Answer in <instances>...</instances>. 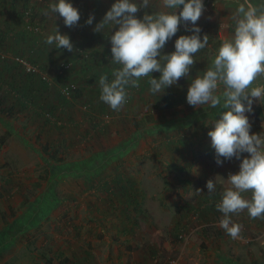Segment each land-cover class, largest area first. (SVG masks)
<instances>
[{"label": "rangeland", "instance_id": "rangeland-1", "mask_svg": "<svg viewBox=\"0 0 264 264\" xmlns=\"http://www.w3.org/2000/svg\"><path fill=\"white\" fill-rule=\"evenodd\" d=\"M6 1L5 4L8 2ZM29 1L30 5L34 4L42 8L39 20L44 19L46 23L42 33L38 35L46 36L53 33L57 23L62 34L70 35L77 31L80 36L85 37L88 51L91 50L89 47L91 36L100 34L93 31L95 27L88 29L82 18L77 27H66L62 18H58L55 23L54 17H46L42 14L47 9L44 6L48 7L52 0ZM79 1H89L91 4L94 1V5L99 8L105 6L107 10L114 3L112 0ZM219 1L204 0L203 13H206V22L208 27L210 26L208 33L213 34L215 30L218 31V35L213 40V54L220 46L221 32L226 34L225 30L228 27H225V24L231 22L233 13L232 9L219 6ZM88 10L89 15H93V12ZM110 35L111 33L108 36ZM103 43V41L98 42L97 49H100ZM43 44L45 50L42 53L46 52L50 56L54 53L56 62L48 73L46 72L52 90L44 93L39 100L45 104L46 110L48 107L55 109L56 116H60L63 109L67 110V114L61 115L64 117L62 120L57 119V125L44 123L43 117L39 120L33 118L34 112L27 116L23 115L20 120L11 123L0 117V137H7L5 146L0 150V264H46L44 255L47 259H53L54 264H58L59 260L54 259L57 250H63L71 259L75 256L82 259L81 257L86 256L83 251L86 249L92 257L98 256L96 258L104 256L116 258L119 253L127 252L129 261L146 253L148 247L137 243L136 238L129 239V242L128 239L121 240L123 234L121 230H117L123 227L121 221L125 219L122 214L124 210L129 211L127 219H136L140 222L139 201L135 203V193L133 192L126 202L123 198V202L120 200L121 194L113 197L95 191L101 187L103 181L112 183L119 172L123 174L124 181L130 184L128 186L132 189H134V179L136 181L141 179V185L144 184L151 192V197L141 198L142 203H140L142 206L145 205L148 211H161L159 202L162 206L167 204L178 211L182 208V203L190 206L184 214L182 213L186 221L185 226L189 229L179 232L182 235L179 240L174 236L171 237V246H165V240L170 237V232H165L160 225L154 224L159 227L157 228L159 235L156 233L148 242L157 244L155 249L160 260L153 264H169L172 260H178L181 264H264V232L252 231L248 228L253 223L247 225L243 218L245 214L241 212L232 217L235 223L242 226L240 237L232 239L219 226L222 218V213L216 208L219 200L206 203L202 198L203 194L209 193L205 187L206 183L204 185L198 180V171L203 169L202 166H198V155L201 147L211 144L208 136L211 125L208 124L211 123L212 118H207L209 113L203 108L187 112L182 104L175 107L174 111L177 115L174 118L158 119L157 114L161 109L155 110L156 96L149 93V87L145 89L143 95H137L133 102L127 103L120 112L111 110L96 93H87L82 99L72 100L70 105L66 104L61 99L63 84L74 82L75 87L86 85L91 69H82L80 63L78 65L71 63L70 68L61 73L60 65L69 61L70 57L63 56L61 52H54L55 49ZM31 47L29 40L18 45V49L25 53L29 52ZM212 57L213 55L209 59L211 60ZM18 72L21 74L20 70ZM18 72L11 67L9 74L16 76ZM179 82L189 85L191 81L180 79ZM164 95L159 101L164 100ZM65 97L70 99V94ZM89 102H93L97 111L86 107V103ZM163 104L162 101L161 106ZM101 106L110 115L108 120L107 117L105 118L109 130L104 135H97L92 130V124L96 120L91 121V119L99 114ZM84 113L89 115L84 117ZM150 115L154 118L151 122L147 120ZM104 116H101L102 118L98 116L97 119L103 120ZM69 118L80 126L76 127V123L67 124L65 120ZM134 118L141 121L143 129L135 131L132 128ZM87 130L90 135L84 140L82 136ZM7 133L10 135L7 136ZM50 133L55 134L54 138L60 133L66 138L62 141L63 144L72 142L74 146L65 155L57 153L56 157H53L55 151L50 148L48 141ZM166 133H171L170 138L173 140L183 136L187 140L181 150L182 156L176 160H172V155L166 151ZM178 161L183 163L181 166L191 168V172L187 171L183 175L191 189V193L184 197L174 196L170 189L174 185L172 183L174 178L177 181V174L171 173L169 167L171 162ZM114 167H118L119 170L113 171ZM207 171L211 174V180L221 178L222 173L228 178L229 171L222 169L216 163L209 165ZM180 182L179 180L175 183L177 187ZM90 184H93L94 190H86ZM218 186L224 190L221 183ZM150 189L156 190L158 194L162 190L165 196L162 198L160 195L154 196ZM201 189L203 192L197 191ZM216 193L217 188L211 195L214 196ZM62 197L64 199H61ZM215 197L217 198V195ZM37 201L44 203L46 208H41ZM97 209L99 212L96 211ZM146 216H149V213L146 212ZM158 217L162 221L161 226L170 221V215H158ZM177 218L180 219L181 216L178 215ZM14 236L16 239L14 247L6 249L7 244L13 242ZM149 236L148 233L147 237L150 239ZM219 242L222 246L216 249V243ZM234 247L236 249L233 251ZM230 254L237 255L238 259H232Z\"/></svg>", "mask_w": 264, "mask_h": 264}, {"label": "clouds", "instance_id": "clouds-1", "mask_svg": "<svg viewBox=\"0 0 264 264\" xmlns=\"http://www.w3.org/2000/svg\"><path fill=\"white\" fill-rule=\"evenodd\" d=\"M231 14L233 32L222 38L210 63L193 78L191 70L199 61L197 54L208 48L209 36L201 35L198 21L203 15L204 0H114L94 32L110 35V64L117 65L112 79L107 74L99 77L100 97L111 110L120 112L128 103L129 89L139 88L147 78L148 91L159 98L166 90L178 85L182 77L191 82L186 103L194 109L216 110L208 136L215 151L216 164L235 158L239 171L229 173L227 186L216 208L222 213L219 226L232 238L240 237L242 226L233 215L247 211L250 218L264 219V131L252 132L250 115L254 105L264 106V0H236ZM153 9L149 12L147 9ZM144 9L143 16H138ZM62 18L66 27L79 24L80 10L71 0H52L42 12ZM95 16L90 15L87 25ZM183 24L190 35L175 39L174 51H164L167 43L176 37ZM113 29L115 31L113 32ZM43 42L51 49L74 51L70 36L62 34L57 26ZM153 73H159L154 77ZM218 117V118H217ZM264 128V125H262ZM247 154V155H245ZM216 178L208 180L207 193L216 191ZM203 192V190H197ZM250 193V198L247 194Z\"/></svg>", "mask_w": 264, "mask_h": 264}, {"label": "trees", "instance_id": "trees-1", "mask_svg": "<svg viewBox=\"0 0 264 264\" xmlns=\"http://www.w3.org/2000/svg\"><path fill=\"white\" fill-rule=\"evenodd\" d=\"M8 1V2H7ZM5 4V0L0 2V117L7 122H13L18 121L22 118L23 115L27 116L29 113L34 112L33 118L38 119L44 118V123L51 124V125H57V119L62 120L61 115L67 114V110L63 109L61 110V115L56 116L54 114L55 109L51 108H45V104L41 103L39 99H42V95L49 90H52V86H50V83L47 81H44L41 76L37 73H27L19 64L14 60V58H21L25 59L29 63L32 64V66L38 68L40 71L46 74L48 73V70L51 69V66L56 62V58L54 57V53L50 55H47L46 52L42 53V51L45 50L44 46V37L45 35H38L36 32L29 31L26 23V16L29 14L30 17V23L33 26H39L43 28L46 26V23L44 22V19L39 20L40 18V11H42L41 7H38L36 5H30L29 0H7ZM114 2V0H112ZM73 6L77 7L79 10L83 9L84 11L80 10L82 21L85 23L88 17L90 16L88 13V9H90L91 12H93L95 16V21L92 25H87L88 29L94 28L96 24H98L104 17L105 13L108 11L105 6H99L94 5V1L89 3V1H79L74 0ZM50 4V3H49ZM91 4V5H89ZM45 8H48L47 6H44ZM144 9L141 10V12L137 13L138 16H143ZM147 11L151 12L153 9L149 8ZM205 18V20H203ZM207 16L206 13H203L200 20L198 21V25L202 28L201 35L207 34L209 36V47L205 50H202L200 53L197 54V57L199 61H197L191 70V75L194 78L198 71H204L203 68L204 64L208 62V58L213 55V40L218 35V31L215 30L213 34H209L208 30L210 29V26L208 27V24L206 22ZM39 20V22H38ZM211 22H209L210 24ZM77 27V26H75ZM191 33L186 32L184 30L183 24L180 26V30L176 34V37H174L172 40H170L164 51L166 53L173 52L174 49V42L175 39L178 38L180 35H190ZM71 41L74 45V51L68 52L65 50H57L55 49L54 52H61L63 56H69L70 59L67 62H64L66 65H78L80 63L82 69L89 70L91 69V73L89 74V78L86 79V85L84 86H76L74 90L70 92V99L65 97L62 94L61 99L65 101L66 104H71L72 100H79L85 97L87 93H96L100 95V88H99V77L103 74H107L109 76V79H112V71L114 68L118 67L117 65L110 64L111 59V44H110V37L105 35V33L100 32V34H95L91 36L90 39V48L91 52L88 51V42L87 39L83 36H80L78 32H74L70 35ZM30 41L32 47L30 48L29 52H21L18 49V45L20 43L25 41ZM103 41L104 43L101 44L102 46L100 49H97L98 42ZM49 58V59H48ZM11 67L13 70L18 72V70L21 71V74L18 72V74L15 76H11L9 74ZM159 73H153L154 77H159ZM61 77V76H60ZM63 78V77H61ZM181 79L187 80V77H182ZM97 81V82H96ZM68 84H74V82H65L63 84V87ZM93 85V86H91ZM189 85H186L184 82H179L178 85H173L169 87L166 90V93L164 95V100H160L161 98L155 97L156 99V109L157 111H161L157 114L158 119L161 120H170L171 118H174L177 115V112L174 111L175 107L179 105H184V110L187 112L194 111L192 106H189L186 103V94L187 89ZM149 85L147 83V78L142 80L139 88L129 89V99L128 103L133 102V100L136 98V96L143 95L146 88H148ZM137 89H140L137 91ZM164 102L163 106H161V102ZM62 107V106H61ZM86 107L89 110L97 111L95 108V105L93 102L86 103ZM165 109V110H162ZM47 111V112H46ZM64 111V112H63ZM98 115L96 117L92 118L91 121L96 120L94 124H92V130H94L95 134L97 135H104L109 130V125L106 124L105 118L110 117L109 114L105 111L104 107H100V110L98 111ZM89 114L84 113V117H87ZM105 115V116H104ZM98 116H104L102 119H97ZM57 117V118H56ZM102 118V117H101ZM154 118H151V115L147 120L150 122L153 121ZM67 124H75L74 120L72 118H69L65 120ZM63 125V124H62ZM132 128L136 130L143 129L142 123L137 118H134L132 120ZM76 123V127H79ZM60 128H64V126H58ZM44 133V132H42ZM10 134L7 133V136ZM58 135V134H57ZM90 135L89 130H87L84 134L83 139L86 140L87 136ZM50 142V148L52 147L54 149V153L52 154L53 157H56L57 153H61L62 155H65L66 152L74 146V143L70 142V144H63L62 141H64L66 138L59 133V136L57 138L55 134H49L48 135ZM55 139V140H52ZM167 142H165L166 151L172 155V160H176L179 156H182L181 148L180 146L186 145L187 140L185 138H180L177 140H173L172 138L168 137L166 138ZM7 142V137L2 136L0 137V150L5 146ZM183 163L181 161L178 162H171V167H169V171L171 173L177 174L176 178L177 181L180 182V187L176 186V179L174 178V185L171 186V189L175 195L184 197L185 195L189 194L188 189L185 187L186 185V179L183 176L184 174L188 172H191L190 166H181ZM113 171H118V167L112 168ZM104 183L101 185V187H98L95 191L97 193H105L106 195L117 197L121 194V201L124 198L125 202L128 200V197L135 193V190L129 187L126 181H124L123 174L119 172L116 174L115 178L113 179L112 183L103 181ZM130 183V181H129ZM18 188L20 189V185H18ZM93 184H90L86 188V190H94ZM132 191V192H131ZM217 195V198L215 197ZM214 196L211 194H203L202 198L203 200L208 203L210 201L216 202V200H219L220 202L221 198L219 196V193L217 192ZM71 197V196H69ZM134 197H136L134 195ZM61 199H64L63 197ZM137 199V198H134ZM40 201V200H39ZM38 202V205L41 206V208H46V205L44 206V203ZM124 202V201H123ZM135 203H138L137 200ZM190 207V206H189ZM214 208V207H213ZM129 212L128 210H124V217L127 219L126 213ZM180 213V212H179ZM182 214V213H181ZM254 220V219H253ZM261 222L259 225H262L264 228V219H260ZM257 222V221H254ZM182 231L181 223L178 221L176 227H175V238L177 240L180 239L179 232ZM2 238H6L2 236ZM13 242L7 244V248L14 247L15 245V236L12 238ZM19 243V242H17ZM174 243V241H173ZM45 257L46 264H54V260L49 258L47 259ZM56 260H59L58 264H76L73 259L68 257L63 250H57L55 253Z\"/></svg>", "mask_w": 264, "mask_h": 264}, {"label": "crops", "instance_id": "crops-1", "mask_svg": "<svg viewBox=\"0 0 264 264\" xmlns=\"http://www.w3.org/2000/svg\"><path fill=\"white\" fill-rule=\"evenodd\" d=\"M220 4L219 6H221L222 8L227 7L228 9H232L233 12L235 11V8L237 6L236 0H220L219 1ZM242 2V0H241ZM253 3H258V0H252ZM225 27H228V29L225 30L226 34H223L221 32V38H228L231 36L232 32H233V25H232V21L229 22V24H225ZM223 26V25H222ZM232 29V30H231ZM224 31V30H222ZM229 33V34H228ZM214 56V54H213ZM209 58H208V62L204 64L203 68L206 69L207 68V64H209ZM259 83H264V79L263 77L260 79ZM255 108V112L254 115H250V120L252 123V132L255 133H260L261 131H264V128H262V125H264V106H260L259 104L254 105ZM216 110H209V115H208V119L209 118H213V114L215 113ZM205 119H202V121H204ZM171 133H166L165 134V138L170 137ZM181 138H185V136L181 137ZM180 139V138H179ZM185 147V145L180 146L181 150ZM159 150V148L157 149ZM200 153L198 155V166H202L203 169L201 171H198V180L199 183H203L205 185V183H207L208 180H211V174H208L207 168L209 165L216 163V158H215V151L214 149L211 147V144L207 145V146H203L200 148ZM169 155V154H168ZM247 155V154H245ZM239 163L240 161H237L235 158H233L231 161H225L223 166H221V168H225V170L230 171L233 169H237L239 170ZM217 165V164H216ZM227 171V172H228ZM227 179V177L224 176V174H221V178H218L216 180L217 182V192L219 193V196L221 198V194L223 192L222 188L219 185V183H221L222 187H226L227 186V181L225 180ZM141 179L137 180L134 179V190H135V196H136V200L137 202L139 201V221L135 220H131L130 219H122L121 223H123V227L120 229H117L118 231L121 230V233L123 235H121V240L123 239H129L131 238H136L137 239V243L145 245L146 247H148V251L140 256H138V258H134L132 261H129V256L126 255L127 252H121L119 253L116 258L112 257V256H104V257H100V258H96L98 256H91L90 252L88 249L83 250L85 251L86 256L81 257L82 259L78 258V256L72 257L73 260L75 261L76 264H153V263H157L160 258H158V254H157V249H155L157 247V244H151L148 241L151 240L156 233L158 234V226L154 225L155 223H157L158 225H160V228L162 227V229L165 230V232H170V237L168 239L165 240V246L169 247L171 246V237L175 236V227L178 223V221H180L181 223V227H182V231L189 229V227H186L185 223V218H183V215L181 213L184 214V212L189 209V205L186 203H182V208H180V210L178 211L177 209L174 210V208H170L167 204H164V206H162L159 202V209L161 211H148L146 210V206H142L141 202V198H147L148 196L151 197V192L148 191V189L144 186V184L141 185L140 183ZM172 183H174L172 181ZM137 184V185H136ZM185 187L188 189L189 193H191V189L189 188L187 182ZM171 189V188H170ZM151 191H153L154 196L159 197L160 198L164 197L165 195H163L162 190H160V194H158V192L156 190L150 189ZM202 190V189H201ZM167 192V190H164ZM132 192V191H131ZM171 193L175 196V194L173 193L172 189H171ZM201 193V192H200ZM178 196V195H176ZM180 197V196H178ZM182 197V196H181ZM247 197L250 198V193L247 194ZM165 203H167L165 201ZM143 207V209L141 208ZM153 208V207H152ZM154 210V209H153ZM174 210V211H173ZM194 210H196L194 208ZM97 212H99V210H96ZM146 212L149 213V216H146ZM180 212V213H179ZM123 214V213H122ZM175 219H174V216ZM245 216L244 218V222L246 221V224L249 225V223H253L251 225L250 228L252 231L255 230H261L260 232H264V228L262 225H259V223L261 222V218H256V219H252L248 216L247 211H244ZM158 215H170V221H167L166 224L164 226L162 225V221L161 219L158 217ZM180 215L181 218L178 219L177 216ZM126 216H128V212L126 213ZM143 216V217H142ZM150 220V221H147ZM257 221V222H254ZM133 222V223H132ZM142 222H148V223H142ZM153 222V224H152ZM259 222V223H258ZM100 226V224L98 225ZM149 233V237H151L150 239L147 237ZM221 235H223V233H221ZM131 236V237H129ZM181 234H180V239H181ZM117 237H119V235H117ZM156 239V237L154 238ZM206 239V238H205ZM155 241V240H154ZM174 245L176 243H173ZM222 245L219 243H216V249H218L219 247H221ZM236 248H233V251ZM219 254V253H218ZM96 255V254H95ZM231 258L236 260L238 259L237 255H232L230 254Z\"/></svg>", "mask_w": 264, "mask_h": 264}, {"label": "built area", "instance_id": "built-area-1", "mask_svg": "<svg viewBox=\"0 0 264 264\" xmlns=\"http://www.w3.org/2000/svg\"><path fill=\"white\" fill-rule=\"evenodd\" d=\"M26 23H27V29L29 30V31H32V32H36L37 34H40V33H42V28L41 27H39V26H33L31 23H30V17H29V14H27V16H26ZM14 60L16 61V62H18L19 64H21V66L23 67V69L25 70V72H27V73H37V74H39L40 76H41V78L44 80V81H47V82H49V78H48V76L45 74V73H43L42 71H40L38 68H36V67H34V66H32V64L31 63H29L28 61H26L25 59H21V58H14ZM60 68H61V73H63V72H65L67 69H69L70 68V65H66L65 63H62L61 65H60ZM75 89V84H68V85H66V86H64L63 87V89H62V94L64 95V96H68L69 94H70V92L72 91V90H74ZM106 120H108V117L106 118ZM238 171H229L228 172V175H229V173H233V174H235V173H237ZM181 238H182V236H181ZM169 264H181L178 260H172V261H170L169 262Z\"/></svg>", "mask_w": 264, "mask_h": 264}]
</instances>
